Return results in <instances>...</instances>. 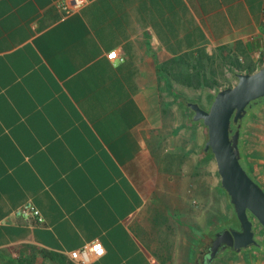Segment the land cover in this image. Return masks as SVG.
<instances>
[{"label": "crops", "instance_id": "crops-1", "mask_svg": "<svg viewBox=\"0 0 264 264\" xmlns=\"http://www.w3.org/2000/svg\"><path fill=\"white\" fill-rule=\"evenodd\" d=\"M59 1L0 0V254L77 264L99 241L90 264H195L213 154L183 66L264 67V0H86L71 17ZM28 202L44 226L15 214Z\"/></svg>", "mask_w": 264, "mask_h": 264}, {"label": "rangeland", "instance_id": "rangeland-1", "mask_svg": "<svg viewBox=\"0 0 264 264\" xmlns=\"http://www.w3.org/2000/svg\"><path fill=\"white\" fill-rule=\"evenodd\" d=\"M229 58L230 56H225L220 52L209 55L207 52H200L197 56L187 57V62H185L182 71L183 73H190L195 78L197 91H191L183 87L180 89L186 91L190 98L204 104L206 110H209L220 90L231 88L238 82L236 74L237 70L242 69L241 62L238 66H232L234 60ZM205 140H208L207 128ZM240 150L242 154L241 162L244 168L252 176L259 177V181L264 184L263 99H260L248 110V114L243 121ZM212 157L213 188L211 192L208 191L207 197L203 196V201L199 199L197 204L191 205L192 214L195 212L197 218L195 231L197 248L191 260L195 264H204V255L208 254L216 233L227 227H239L234 207L231 205L226 191L221 187V177L218 173L216 160L213 155ZM209 164L208 160V166ZM251 220L254 223L255 236L259 247L245 249L241 253L227 249L220 253L214 264H264V227L253 216H251ZM28 250L19 249L12 252H2L0 254V264H49L36 249Z\"/></svg>", "mask_w": 264, "mask_h": 264}, {"label": "water", "instance_id": "water-1", "mask_svg": "<svg viewBox=\"0 0 264 264\" xmlns=\"http://www.w3.org/2000/svg\"><path fill=\"white\" fill-rule=\"evenodd\" d=\"M236 77V85L220 90L209 110L199 103L187 104L194 113L193 121L202 122L207 128L205 150L211 151L216 160L221 187L229 196L240 228L217 233L205 264H213L227 249L241 253L259 247L251 216L264 227V189L244 168L240 150L241 128L248 108L264 99V67L254 73H238Z\"/></svg>", "mask_w": 264, "mask_h": 264}, {"label": "built area", "instance_id": "built-area-1", "mask_svg": "<svg viewBox=\"0 0 264 264\" xmlns=\"http://www.w3.org/2000/svg\"><path fill=\"white\" fill-rule=\"evenodd\" d=\"M86 4V0H60L59 7L63 10L65 17H71L79 13ZM109 59H117L118 53L114 51L108 55ZM19 217L35 218L40 226H44L45 220L39 209L31 202L22 205L15 213ZM105 249L99 241L84 245L81 249L71 253V257L77 264H90L93 258L103 256Z\"/></svg>", "mask_w": 264, "mask_h": 264}, {"label": "flooded vegetation", "instance_id": "flooded-vegetation-1", "mask_svg": "<svg viewBox=\"0 0 264 264\" xmlns=\"http://www.w3.org/2000/svg\"><path fill=\"white\" fill-rule=\"evenodd\" d=\"M259 101V100H258ZM258 101H256V102H253L252 104H251V107H249V109L250 108H252L253 106H254V104L255 103H258ZM227 229H229V230H239L240 228L239 227H233V226H231V227H227V228H225V229H222V230H220L219 232H221V231H224V230H227ZM218 232V233H219ZM216 235H217V233H216ZM216 235H215V238H216ZM213 243V242H212ZM210 249V248H209ZM232 250V249H231ZM221 251H222V248H221ZM209 253V252H208ZM220 253H222V252H220ZM206 255H207V253L204 255V264H205V260H206Z\"/></svg>", "mask_w": 264, "mask_h": 264}, {"label": "trees", "instance_id": "trees-1", "mask_svg": "<svg viewBox=\"0 0 264 264\" xmlns=\"http://www.w3.org/2000/svg\"><path fill=\"white\" fill-rule=\"evenodd\" d=\"M235 129H236V127H234ZM246 169V168H245ZM247 170V169H246ZM248 171V170H247ZM248 173H250L249 171H248ZM36 251L37 252H40L41 254H43L44 255V253L42 252V251H38L37 249H36Z\"/></svg>", "mask_w": 264, "mask_h": 264}]
</instances>
